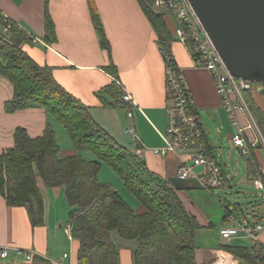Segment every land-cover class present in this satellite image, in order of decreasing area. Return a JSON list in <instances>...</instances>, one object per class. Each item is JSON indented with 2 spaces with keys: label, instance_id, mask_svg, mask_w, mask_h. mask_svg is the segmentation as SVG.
Returning <instances> with one entry per match:
<instances>
[{
  "label": "crops",
  "instance_id": "crops-1",
  "mask_svg": "<svg viewBox=\"0 0 264 264\" xmlns=\"http://www.w3.org/2000/svg\"><path fill=\"white\" fill-rule=\"evenodd\" d=\"M93 2L111 43V57L100 44L89 0H0V12L33 36L34 43L25 44L24 49L39 64L51 66L55 79L90 106L95 120L119 143L132 151H135V147L131 137L124 132V127L132 124L136 128L141 148L140 157L177 191L186 209L197 217L202 226L196 231L197 263L212 264L217 258H221L226 264H247L224 247H245L258 251L264 248V232L260 239L261 245L256 246L254 240L243 230L227 239L222 236L221 228L264 222V210L261 212L254 208L247 215L241 204H225L216 191L204 189L196 178H180L178 168L181 160L188 158V151L177 150L167 155L153 151V148L164 145L163 134L169 125L167 108L171 104L157 32L139 0ZM47 10L55 23L56 39L52 43L45 41ZM164 13L173 30L177 26L176 19L169 12ZM172 54L176 64L185 71L187 87L205 132L209 154L219 162L218 156L224 155L228 141L241 153L233 142L238 125L234 124L224 107L211 73L194 66L188 46L175 36ZM112 62L118 69V78L106 70ZM112 83L132 94L137 105L126 102L125 106H104L97 93ZM12 97V84L0 74V154L13 147L17 127L26 128L31 136L36 137L43 134L51 117L44 109L35 107L7 112L5 103ZM129 110L133 112L132 118L127 115ZM237 116L240 127L246 129L247 139H259L250 156L243 154L247 158L248 168L239 183L245 184L253 182L256 172H261L264 176V144L258 132L249 127L247 115L238 112ZM77 153L74 149L61 148L60 156ZM232 154L233 150L230 149L228 157L231 159ZM223 172L228 182L224 169ZM235 177L236 175H232L231 179L234 181ZM38 184L45 202V220L42 225L34 226L26 207L9 206L0 193V250L9 249L8 257H0V264L29 263V260L17 254L18 249L30 250L34 255L50 260L52 264H78V241L71 232L66 231L70 223V207L66 195V199L64 198V188H48L41 178L38 179ZM241 192H245L244 189ZM123 198L137 212L144 211L139 200L133 197L129 199L130 203L124 196ZM228 206L231 207L229 213ZM234 212H238L240 217ZM64 219L66 221L62 222ZM120 241V264H134L135 243Z\"/></svg>",
  "mask_w": 264,
  "mask_h": 264
},
{
  "label": "trees",
  "instance_id": "trees-1",
  "mask_svg": "<svg viewBox=\"0 0 264 264\" xmlns=\"http://www.w3.org/2000/svg\"><path fill=\"white\" fill-rule=\"evenodd\" d=\"M139 2L157 32L159 45L172 53L176 27L171 29L165 13L156 12L150 0ZM89 3L100 44L111 57V43L97 6L93 0ZM45 30V41L52 43L56 31L48 10ZM33 43L32 35L0 12V74L13 86V97L5 103V110L44 109L65 127L77 151L89 150L96 158L88 160L80 153L61 157L50 121L36 137L17 127L13 147L0 154V193L7 204L26 207L32 224L42 225L45 202L38 179L48 188L63 187L70 207L71 233L78 241V264H120L118 238L135 242L134 264H198L196 231L202 226L197 217L189 213L163 176L119 143L95 120L91 107L55 79L51 66L39 64L24 49L25 44ZM106 70L118 78L113 62ZM257 85L253 82L245 97L264 136V94L258 92ZM123 94L122 88L112 83L97 96L104 106H125ZM103 163L123 179L143 205V212H137L111 184L99 181ZM227 209L229 213L231 207ZM224 248L247 264H264V248ZM27 264L52 262L34 255Z\"/></svg>",
  "mask_w": 264,
  "mask_h": 264
},
{
  "label": "built area",
  "instance_id": "built-area-1",
  "mask_svg": "<svg viewBox=\"0 0 264 264\" xmlns=\"http://www.w3.org/2000/svg\"><path fill=\"white\" fill-rule=\"evenodd\" d=\"M150 3L156 12H169L176 19L177 26L174 36L188 46L194 66L206 69L211 73L216 91L220 95L224 107L234 124L238 125L233 142L240 148L242 154L250 156L252 148L257 146L259 139L254 141L247 139L246 129L240 127L237 115L238 112L247 115L249 127L258 132L264 144L262 134L245 97V92L252 89L253 82L232 75L190 0H150ZM160 48L166 68V87L171 104L167 108L169 125L163 134L164 145L153 148V151L161 155H167L177 150L188 151V158H183L180 162L179 177L183 179L194 177L204 189L213 192L225 185L226 176L218 160L209 154L205 132L194 109L184 69L173 64L175 59L172 53L166 52L161 46ZM122 99L137 105L133 95L127 91H124ZM127 115L132 118L133 112L129 110ZM124 132L131 137L132 145L135 147L134 153L140 156L141 148L136 128L130 124L124 127ZM253 181L264 200L263 174L256 172ZM242 230L254 240L256 246L261 245L260 239L264 232V222H255L253 225L247 224L242 227L225 226L221 228V234L224 238L230 239ZM66 231L68 233L72 231L71 224H68ZM17 254L29 261L34 256L32 251L22 249H18ZM8 255V248L0 250V257L6 258ZM212 264L226 263L221 258H217Z\"/></svg>",
  "mask_w": 264,
  "mask_h": 264
},
{
  "label": "water",
  "instance_id": "water-1",
  "mask_svg": "<svg viewBox=\"0 0 264 264\" xmlns=\"http://www.w3.org/2000/svg\"><path fill=\"white\" fill-rule=\"evenodd\" d=\"M228 69L264 94V0H190Z\"/></svg>",
  "mask_w": 264,
  "mask_h": 264
},
{
  "label": "rangeland",
  "instance_id": "rangeland-1",
  "mask_svg": "<svg viewBox=\"0 0 264 264\" xmlns=\"http://www.w3.org/2000/svg\"><path fill=\"white\" fill-rule=\"evenodd\" d=\"M50 122H52L55 127V130L57 132V138H58L57 141L59 145L61 146V148L63 150H70V149L76 150L74 143L71 140L65 127L60 122H58L53 116L50 117ZM262 137L264 140L263 134H262ZM227 145L228 146L226 147V149H224L225 151L224 155L218 156V158L220 160L219 162L222 168L227 174L229 181L228 182L226 181L227 183L225 184L224 187L217 188L214 191H216V193L219 194L223 202H225V204L227 205L235 204V203L241 204V207L243 208V210L246 212L247 215L249 213L248 211L254 208L257 209V211L262 212L264 210V200L260 192L256 189L254 185V181L253 182L249 181V183H245V184L239 183V180H241V177L247 173L248 162H247L246 156L240 153L238 149L235 148L231 142L228 141ZM230 149L233 150L232 159L228 157V153ZM77 152L80 153L86 159L96 158L93 155V153L90 152L89 150H80ZM226 162L228 164H225ZM232 175H236L234 181L231 179ZM98 179L99 181L103 183H110L112 187L116 190H119L120 194H122L130 203H132L129 200L130 198L134 197L136 200H138V198L132 192H130L129 189L125 187L123 179L108 164L103 163L101 170L98 174ZM223 188L225 189V192H223ZM242 189H244L245 192H241ZM64 198L66 199L65 194H64ZM234 214L240 217V214L238 212H234ZM64 221H66V219L62 220V222ZM65 225L67 226V224ZM64 238L66 239L65 234H64ZM120 240L127 241L126 239L119 238L117 240L118 244L121 242Z\"/></svg>",
  "mask_w": 264,
  "mask_h": 264
}]
</instances>
